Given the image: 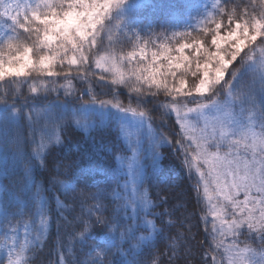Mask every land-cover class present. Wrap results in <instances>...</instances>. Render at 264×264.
<instances>
[{"label": "trees", "instance_id": "1", "mask_svg": "<svg viewBox=\"0 0 264 264\" xmlns=\"http://www.w3.org/2000/svg\"><path fill=\"white\" fill-rule=\"evenodd\" d=\"M217 6L259 12L250 0H124L106 21L114 39L109 43L107 34H102L101 45L95 51L98 55L108 48L117 54L131 51L138 39L122 28L131 23H135L140 42H160L178 32L195 35L199 24L210 16L223 18L218 16ZM7 31L12 35L20 32L10 22ZM7 39L0 41V46ZM261 48L264 44L258 43L248 49L229 69L226 84L204 99L173 98L154 89L134 92V81L112 84L108 73L103 74L105 79H99L101 73L94 64L90 71L95 76L69 78L74 88L71 95H64L62 90L32 95L28 91L31 78L18 81V94L0 87V212L6 221L0 226V238L5 239V231L11 235V226L17 222L28 221L35 229L43 212L49 217V230L38 264L55 261L58 247L67 254L70 238L72 255L67 264H85L88 257L112 241L120 245L112 255V264L146 261L154 255L169 264L173 250V264H211L213 256L227 264L224 249L217 248V244H227L234 238L220 235L219 221L215 222L217 231H212L210 210L202 186L197 184L199 177L189 167L191 153L186 158L173 138H180L179 123L189 112L187 109L212 104H219L242 125L250 122L264 136ZM253 55L250 60L248 57ZM54 79L57 84L67 82L64 77ZM191 79L194 77L189 75V85ZM84 105L96 110L86 112ZM172 106L181 110L179 117ZM127 115L149 123L151 132L142 134L145 141L141 145L132 136H125L121 128V118ZM244 138L230 132L219 151L227 152L231 141ZM209 147L215 151L217 145ZM134 160L137 165H133ZM131 164L133 172L128 169ZM129 175L135 179L133 184ZM60 180L73 189L98 196L112 230L94 225L77 238L65 229L62 213L74 219L81 207ZM145 195L150 204L140 199ZM58 200L63 201L64 208L58 206ZM69 204L73 205L70 210L66 207ZM148 220L153 221L152 226ZM23 239L21 230L17 240L22 243ZM236 239L237 247L242 249L245 238ZM7 260L0 258V264H7Z\"/></svg>", "mask_w": 264, "mask_h": 264}, {"label": "snow or ice", "instance_id": "2", "mask_svg": "<svg viewBox=\"0 0 264 264\" xmlns=\"http://www.w3.org/2000/svg\"><path fill=\"white\" fill-rule=\"evenodd\" d=\"M250 2L259 9L257 14L248 9L238 11L217 6L218 16L223 18L210 16L198 27L195 35L178 32L160 42L137 41L133 49L124 54L108 48L104 54L98 55L95 50L101 45L102 34H107L109 43L114 39L106 21L112 10L124 0H89L87 3L85 0H34L27 5L4 4V0H0V16L10 20L20 32L34 33L36 48L43 49L36 57L33 47L19 41L16 35L10 36L4 43L5 51L0 52V87H7L11 94H18L19 84H9L8 81L22 80L32 71H40L48 78L59 77L55 71L57 65H67L68 70L64 73L67 82L58 84L52 92L62 90L64 95H71L74 88L69 78L73 71L77 76L87 77L94 64L101 73L99 79H105L103 74L108 73L112 84L134 81V92L154 89L173 98L205 96L225 81L229 69L248 49L258 43L264 44V0ZM85 12L89 16L86 26L78 18ZM260 55L264 57V48L260 49ZM248 58L251 60L254 55ZM189 75L199 77L195 88L188 83ZM28 91L32 95L41 92L35 85L29 86ZM172 110L178 117L181 115L180 109L172 106ZM178 132L180 138L174 137L173 142L180 145L186 158L191 153L189 167L194 168L199 177L197 184L202 186L203 198L210 210L212 231H217L215 222L219 221L220 235L234 238L227 244L223 241L217 244V248L223 247L227 264H237L232 253L243 257L240 264H264V136L252 133L242 141H231L229 150L221 152L219 145L224 143L225 137L223 129L216 138L183 121L179 123ZM212 143L217 145L215 151L210 150ZM60 183L81 207L74 219L62 213L65 229L77 238L83 237L94 225L108 226V230H112L98 196L73 189L63 180ZM140 199L146 205L151 203L146 195ZM57 203L59 207H65L63 201L58 200ZM66 207L70 210L73 205ZM5 222L4 213L0 212V226ZM147 223L152 226L153 221L148 220ZM21 230L24 235L22 243L17 240ZM48 230L49 217L41 212L35 229L28 221H23L11 226V235L3 232L5 239H0V247L10 245L7 264H38ZM241 236L245 243L239 249L236 238ZM71 240L68 253L58 247L57 259L47 261V264H67L68 257L72 255ZM119 247L118 242L112 241L105 249L88 257L85 264H112V255ZM250 253L259 259L250 262L246 259ZM174 255L173 250L169 264H173ZM131 264L163 262L154 255L146 261L133 260ZM211 264H217L215 256L211 258Z\"/></svg>", "mask_w": 264, "mask_h": 264}, {"label": "rangeland", "instance_id": "3", "mask_svg": "<svg viewBox=\"0 0 264 264\" xmlns=\"http://www.w3.org/2000/svg\"><path fill=\"white\" fill-rule=\"evenodd\" d=\"M8 3H21L24 5H27V4L34 3V0H4V4H8ZM117 8H114L112 10V12L114 10L116 11ZM116 14H119V12H117ZM83 16H87L86 12ZM83 16H79L78 17L79 20ZM204 21L205 20H203V21L201 20L200 22H204ZM7 22L11 23V21L8 20L6 17L0 16V41L6 40L10 36H13L11 32L7 31ZM201 24L202 23H200L199 26ZM122 28L125 29V31L127 33H132V35L135 38H137L138 41L140 42L139 32L135 27V23H131L128 25L126 24V28H124V27H122ZM131 37L132 36H129V39H132ZM227 77H226L225 81L223 83H221L220 85L226 84ZM220 85L213 88V90L209 94L216 93L217 89ZM209 94L202 96V98L204 99V97L208 96ZM83 109L86 112L96 110L91 105H84ZM227 113H228L227 110L222 109V107H220L219 104L218 105L212 104L209 106L196 107L194 109V111L187 112L184 116V119L181 122L187 121L195 129H197V130L203 129L206 134L208 133L209 135H214L216 138H219L220 129H223L225 132L224 141L228 138L230 132H237L242 137L250 136V134H252V133H256L258 136H263V134H261L259 131H257V129H255V127L250 124V122L246 126L242 125V124H240L241 121H239L237 118L232 119L230 117V115ZM234 117H236V116H234ZM200 122L202 123V126H200ZM120 124H121V128H122L123 132L125 133V136H128V137L132 136L134 138V140L137 143H139L140 145L145 141V138L141 137L142 134L144 133L146 135L147 134L149 135V133L151 132V128L149 127V123L141 117H137V116H130L129 117V115L122 116ZM226 126L229 128L227 129ZM241 127H245V128L240 129ZM148 137H151V136H148ZM178 148H180L179 145L177 146V149ZM134 157H135V160L137 162L136 156H134ZM135 160L133 162V165L136 164ZM128 169L133 172L132 164H131L130 168L128 167ZM129 176H130V182H132V184H133V181H135V179H133V177L131 175H129ZM9 249H10V245L0 247V258L6 257L8 259ZM232 255H233V258L236 260L237 264H240V261L243 259V257L237 255L236 253H232ZM246 259L249 260L250 262L258 260V258L252 256L251 253L246 257ZM220 262L221 261L218 260L217 264H220Z\"/></svg>", "mask_w": 264, "mask_h": 264}, {"label": "clouds", "instance_id": "4", "mask_svg": "<svg viewBox=\"0 0 264 264\" xmlns=\"http://www.w3.org/2000/svg\"><path fill=\"white\" fill-rule=\"evenodd\" d=\"M80 23L82 25H87L89 23V16H83L80 19ZM17 38L19 41H21L24 44H27L31 47H33L34 52L33 55L36 57H39V55L43 52V49H37L36 48V41H35V34L32 32H18L17 33ZM5 51L4 49V44L3 46H0V52ZM63 58V57H61ZM20 69L17 68V71H19ZM68 70L67 65H64L63 67L57 65L55 71L58 74L59 77H64V73ZM94 73L91 72L90 70H88V75L87 76H91ZM73 75H76V71H73ZM82 77V76H81ZM27 78H31V85H35L37 88L40 89L41 92H47V91H52L53 88H56L58 86V84L56 83L55 79L56 77H53V79L50 80H46L45 78H48L45 74H43L40 71H32V73L30 74V76L19 80V82H23L25 79ZM199 77H194V79H191L190 81V87L195 88L197 83H198ZM7 83L9 84H18V81H8ZM29 90V89H28Z\"/></svg>", "mask_w": 264, "mask_h": 264}]
</instances>
